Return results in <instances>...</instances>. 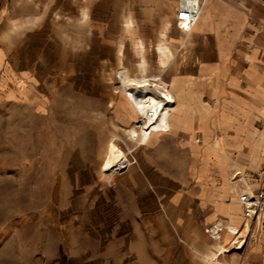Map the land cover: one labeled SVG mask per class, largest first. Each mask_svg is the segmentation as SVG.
Here are the masks:
<instances>
[{
  "label": "rangeland",
  "instance_id": "374dc122",
  "mask_svg": "<svg viewBox=\"0 0 264 264\" xmlns=\"http://www.w3.org/2000/svg\"><path fill=\"white\" fill-rule=\"evenodd\" d=\"M179 4L0 0V264H89L86 251L101 245L113 222V264H163L168 220L157 191L173 166L164 140L151 141L161 131L146 143L127 132L141 116L120 72L167 80L183 53L173 36L190 40L172 13ZM111 140L136 159L134 173L104 169ZM244 164V173L230 175L239 192L258 171ZM135 177L148 195L134 187ZM219 252L184 251L183 259L228 264Z\"/></svg>",
  "mask_w": 264,
  "mask_h": 264
},
{
  "label": "crops",
  "instance_id": "0c3cea01",
  "mask_svg": "<svg viewBox=\"0 0 264 264\" xmlns=\"http://www.w3.org/2000/svg\"><path fill=\"white\" fill-rule=\"evenodd\" d=\"M200 2L198 20L187 31L190 40L179 31L173 36L177 52L183 53L166 73L175 98L170 128L151 138L164 140L167 162L173 166L168 184L157 191L170 221L163 224L162 263L192 264L183 259L184 251L215 257L227 248L222 257L228 264H264V212L260 224L247 222L237 180L230 179L232 171L244 173L245 160L258 170L253 183L245 179V185L258 186L264 179L259 173L264 166V127H255L257 119L264 120V0ZM178 9L172 8L175 18ZM234 150H241L240 159L233 158ZM179 155L185 157L181 167ZM127 170L124 173L135 172L134 167ZM132 181L143 196L149 194L141 179ZM185 185L190 193L181 190ZM217 220L226 221L231 229L239 227V235L224 230L217 245L205 230ZM114 227L113 222L111 233L104 232L106 239L94 252L86 251L87 263L113 264L116 246L111 241L118 233ZM242 236L244 243L236 247L233 239Z\"/></svg>",
  "mask_w": 264,
  "mask_h": 264
},
{
  "label": "bare ground",
  "instance_id": "6f19581e",
  "mask_svg": "<svg viewBox=\"0 0 264 264\" xmlns=\"http://www.w3.org/2000/svg\"><path fill=\"white\" fill-rule=\"evenodd\" d=\"M120 76L124 92L133 103L137 113L144 118L141 124L138 126L133 125L127 132L132 139H138L141 143H146L153 132L170 127V116L174 109V94L169 88V83L163 80L161 76L135 78L130 76L127 70H121ZM151 109L155 111L156 119L146 117ZM115 142L110 143L107 158L103 161L105 170H116L128 158ZM234 174V177H237L241 172L236 171ZM224 251H228V249L224 248Z\"/></svg>",
  "mask_w": 264,
  "mask_h": 264
},
{
  "label": "built area",
  "instance_id": "2783aa9c",
  "mask_svg": "<svg viewBox=\"0 0 264 264\" xmlns=\"http://www.w3.org/2000/svg\"><path fill=\"white\" fill-rule=\"evenodd\" d=\"M201 2L200 0H191L185 1L180 0L178 15H177V24L178 26L185 30L190 31L194 24L197 22L200 15ZM146 117H152L153 119L157 118V115L154 110H150ZM144 121V118L140 117V121L136 126L141 124ZM170 128V127H169ZM169 128L162 130L167 131ZM197 141H201V137H196ZM136 162L135 158H127L123 161L122 165L116 170L125 171L131 164ZM115 171V170H114ZM260 174L264 175V166L259 171ZM238 201L243 207V212L247 222H256L260 224L262 221V213L264 212V179H262L258 186H249L243 189L238 194ZM206 232L215 240L221 239L222 232L224 230H229L235 235H239V227L235 229L230 228L224 220H217L205 227ZM246 237L242 236L240 238L233 239V242L236 247H241L244 243Z\"/></svg>",
  "mask_w": 264,
  "mask_h": 264
}]
</instances>
